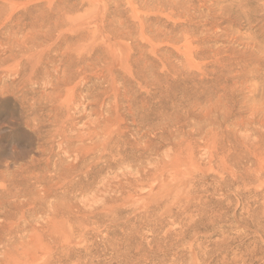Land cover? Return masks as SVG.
Here are the masks:
<instances>
[{"label": "rangeland", "instance_id": "rangeland-1", "mask_svg": "<svg viewBox=\"0 0 264 264\" xmlns=\"http://www.w3.org/2000/svg\"><path fill=\"white\" fill-rule=\"evenodd\" d=\"M0 264H264V0H0Z\"/></svg>", "mask_w": 264, "mask_h": 264}, {"label": "bare ground", "instance_id": "bare-ground-1", "mask_svg": "<svg viewBox=\"0 0 264 264\" xmlns=\"http://www.w3.org/2000/svg\"><path fill=\"white\" fill-rule=\"evenodd\" d=\"M4 90V89H3ZM77 134V133H76Z\"/></svg>", "mask_w": 264, "mask_h": 264}]
</instances>
